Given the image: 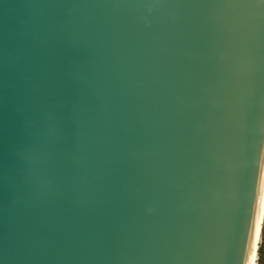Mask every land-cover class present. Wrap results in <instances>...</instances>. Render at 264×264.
I'll return each instance as SVG.
<instances>
[{"label":"water","instance_id":"obj_1","mask_svg":"<svg viewBox=\"0 0 264 264\" xmlns=\"http://www.w3.org/2000/svg\"><path fill=\"white\" fill-rule=\"evenodd\" d=\"M263 198L260 0H0V264H247Z\"/></svg>","mask_w":264,"mask_h":264},{"label":"clouds","instance_id":"obj_2","mask_svg":"<svg viewBox=\"0 0 264 264\" xmlns=\"http://www.w3.org/2000/svg\"><path fill=\"white\" fill-rule=\"evenodd\" d=\"M261 220H264V210H262L258 217H257V221H256V229H257V236L259 237V231H260V223ZM247 264H257V260L255 255H253V257L247 262Z\"/></svg>","mask_w":264,"mask_h":264},{"label":"trees","instance_id":"obj_3","mask_svg":"<svg viewBox=\"0 0 264 264\" xmlns=\"http://www.w3.org/2000/svg\"><path fill=\"white\" fill-rule=\"evenodd\" d=\"M262 242L259 245L258 249V254H259V259H258V264H262V259H263V254H264V222L262 226Z\"/></svg>","mask_w":264,"mask_h":264},{"label":"bare ground","instance_id":"obj_4","mask_svg":"<svg viewBox=\"0 0 264 264\" xmlns=\"http://www.w3.org/2000/svg\"><path fill=\"white\" fill-rule=\"evenodd\" d=\"M263 208L261 209V211L262 210H264V198H263ZM262 223H260V231H259V237L257 236V229H256V240H257V243L259 244L260 243V240H261V234H262V225H261ZM253 255H255V257H256V260H257V258H258V256H257V253H256V250H254V253H253Z\"/></svg>","mask_w":264,"mask_h":264},{"label":"rangeland","instance_id":"obj_5","mask_svg":"<svg viewBox=\"0 0 264 264\" xmlns=\"http://www.w3.org/2000/svg\"><path fill=\"white\" fill-rule=\"evenodd\" d=\"M263 226V225H262ZM262 234H261V240H260V243L262 242ZM260 243H259V245H260ZM263 259H262V264H264V254H263ZM258 259H259V254H258V258H257V264H258Z\"/></svg>","mask_w":264,"mask_h":264},{"label":"snow or ice","instance_id":"obj_6","mask_svg":"<svg viewBox=\"0 0 264 264\" xmlns=\"http://www.w3.org/2000/svg\"><path fill=\"white\" fill-rule=\"evenodd\" d=\"M260 3L264 4V0H260Z\"/></svg>","mask_w":264,"mask_h":264}]
</instances>
